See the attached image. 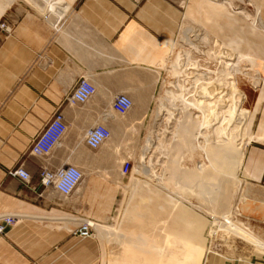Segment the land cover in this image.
I'll use <instances>...</instances> for the list:
<instances>
[{
    "label": "crops",
    "instance_id": "obj_1",
    "mask_svg": "<svg viewBox=\"0 0 264 264\" xmlns=\"http://www.w3.org/2000/svg\"><path fill=\"white\" fill-rule=\"evenodd\" d=\"M0 1V23H5L0 28V222L5 215L15 219L0 234V264H119L116 256L130 252L132 219L126 214L119 217L117 226L107 224L116 223L115 206L123 201L119 199L121 193L125 197L126 185L117 182L125 175L117 168L115 156H104L103 166H98L100 161L87 151L85 130L103 122L106 112L110 119L115 117L112 100L119 93L130 95L137 110H150L164 72L170 71L168 57L182 26L189 21L208 24V0ZM251 1L261 9L264 22V0ZM244 26L248 49L242 52L264 68V35L259 28L238 21L235 29L242 31ZM80 79L91 80L97 93L83 105H72L68 98ZM241 105H236L237 118L245 124L249 118ZM57 111L65 115L66 135L49 156L34 155L33 142ZM249 111L246 135L252 144L245 148L238 172L245 196L240 221L264 241V87L254 111ZM114 121L107 122L112 131ZM64 164L84 171L82 182L68 197L43 185L39 176L42 166ZM20 165L30 172L29 182L12 175ZM100 176H108V183L100 184ZM158 196L164 199L161 193ZM164 202L173 208L174 221L169 225L158 216L156 223L146 221L140 228L141 240L155 235L156 246L161 245L177 220V227L203 240L196 230L201 224L182 227L185 208L180 200L173 204L165 198ZM85 219H93L88 220L94 224L92 237L75 233ZM96 225L120 230L107 236ZM165 225L169 230L164 231Z\"/></svg>",
    "mask_w": 264,
    "mask_h": 264
},
{
    "label": "rangeland",
    "instance_id": "obj_2",
    "mask_svg": "<svg viewBox=\"0 0 264 264\" xmlns=\"http://www.w3.org/2000/svg\"><path fill=\"white\" fill-rule=\"evenodd\" d=\"M2 2L0 1V6ZM9 2L11 1H7V4ZM260 13L261 9H256L251 0H208V24L186 22L178 33L167 64L168 69L171 71L170 61L177 60V58L181 59V54L184 56L193 54V57L197 60L186 64L193 69L191 75L194 76V79H191L192 81H189V84L198 81L200 85L198 92H201V95H187L182 89L166 83L171 77L170 71L166 69L157 94L151 98L150 110L141 112L137 110L138 106L134 103L133 108L127 114L117 115L114 113L115 117L113 116L111 120H115L113 123L116 128H113L111 139L98 149L88 147L87 151L100 161L98 162L99 167L103 166L101 159L104 156L108 158L115 156L116 166L120 171L125 159H130L132 162L129 173L123 177L124 179L117 182L118 186L121 184L126 185H123L125 197L121 193L119 199H123V201L121 203L118 201L115 206L113 217H116V223L107 224L114 227L119 217L126 214L128 218L132 219L133 231L129 232V235L136 239L128 245V251L130 252L116 256L119 264L132 262L133 264H182V260L188 259L187 255L180 256L187 244L185 239L174 240L173 243L163 241L161 245L156 246L155 235L144 237V241L140 239L143 236L139 235L140 228L147 225L145 224L146 221L156 223L155 216L167 220L166 222L169 225L174 221L173 208L164 201L167 197L170 202H174L177 189L182 191L191 189L192 195L206 196L208 201L211 200V197L216 200L218 190L222 186L216 178H225L227 174L234 171L238 159V145L241 144V141L245 142L243 144L244 152L245 148L252 144V141H250L251 136L246 135L250 124L249 110L254 111L258 93L264 87L262 83L264 68H262L263 65L257 64L255 58L242 52V50L248 49L246 38L249 33L245 26L242 31L241 29L237 31L235 27L238 21L239 24L259 28L264 35V22ZM233 18L236 21H234L235 19L232 21ZM231 25L234 29L229 31ZM228 40L233 44L237 45L239 43L240 45L238 48L232 46L228 43ZM191 42L194 44L192 45ZM215 55L217 57H212ZM212 59L217 62L215 64L210 63ZM186 62L185 60L184 63ZM206 63H208V66L203 67V64ZM220 71L222 74L219 73ZM228 74L235 75L239 80L238 83L235 85L229 83ZM207 82L209 83L207 84ZM207 85L209 96L202 93L207 90ZM243 87L246 90L245 100L242 95L245 92ZM163 99L178 103L186 109L189 108L191 112L184 114L185 112L179 111L180 113H176L175 116L171 117L166 114L168 113L167 110H164V117L156 119L155 110ZM238 103L242 104L241 107H246L243 115L249 118L248 123L241 124L238 122L237 116H240L237 114L236 109ZM196 105L203 109H198ZM219 112H221L223 119L226 116L232 131L235 129V134L231 133L232 136L226 134L227 131L222 127L221 118H217ZM215 113L216 115H214ZM109 115L112 116L110 113L107 114L108 117ZM199 115L206 116L205 119L207 120L208 118H214V120L212 122L210 120L211 123L209 122L206 126V124L203 125L204 121L201 120L200 122ZM256 117L257 113L255 119H257ZM218 121H221V123ZM254 123L251 130L254 128ZM248 136L250 137L247 138ZM148 137L154 141H152V146L147 149L146 141ZM199 167L201 168L199 169ZM238 179L243 183L239 175ZM215 181L217 186L221 184L220 187L215 185ZM98 182L100 184L108 183V176H100ZM217 182H220V184ZM227 182L229 181L227 180L224 184H227ZM229 184L231 183L229 182ZM212 187H215V189ZM159 193H163L164 199L158 196ZM229 195L227 203L223 202L222 199H217L216 202H219L222 209L233 206L231 217L233 224L239 229L253 232L252 229L240 221L242 215L240 204L245 200L243 191H239L237 194L231 190ZM177 198L180 200L181 206L185 208L181 219L182 227H198L201 224L196 230L199 235L203 236V240H197L189 232L187 233L200 249V258L194 257V260L191 259L188 264H197L198 260H201L199 264H206L212 255L215 257H213L211 264H218L219 261L223 263V260L228 264L239 262L241 264H264L263 248H251L249 254L246 256L241 255L240 252L235 250V246H232L233 244L228 241H220L218 235L212 231L218 230L219 226L203 209H199L200 204L196 199L194 203H190L183 196ZM151 216H153L152 219ZM128 218L127 220H130ZM177 222L171 225L173 230L170 228L171 230L165 233L166 237L174 234V228L178 225ZM156 226L155 224L154 228ZM167 230L169 228L165 225L164 231ZM231 232L235 233L237 231L231 228ZM98 235L100 236L99 232ZM100 238L102 239L101 236ZM102 240L104 242L105 239ZM178 247L183 251L179 250ZM161 248L162 250H160ZM198 248H194L193 252L198 251ZM185 261L187 262V260Z\"/></svg>",
    "mask_w": 264,
    "mask_h": 264
},
{
    "label": "bare ground",
    "instance_id": "obj_3",
    "mask_svg": "<svg viewBox=\"0 0 264 264\" xmlns=\"http://www.w3.org/2000/svg\"><path fill=\"white\" fill-rule=\"evenodd\" d=\"M197 34V33H196ZM195 34V35H196ZM187 38V37H186ZM185 39V37H184ZM191 40V39H190ZM193 40V39H192ZM188 41V40H187ZM185 42H186V39H185ZM188 43V42H187ZM190 43V42H189ZM192 44V42H191ZM194 44V43H193ZM192 44V45H193ZM191 54V53H190ZM219 55V54H218ZM212 57H217L216 55L215 56H212ZM180 58V57H179ZM187 61L186 63H184V61ZM197 60V58H194L193 57V54L192 55H182L181 54V59H178L177 60H173V61H170V65H171V71H170V80L169 81H166V83L168 84H171L177 88H180L182 89L187 95H190V96H196L198 94L201 95V92H198L200 88H198L200 85H199V82H194L192 84H189V81H192L191 79H194V76L192 77L191 73L193 72V69L191 66L189 65H186V64H190L192 61H195ZM215 60H211L210 63L212 64H215ZM220 62V61H219ZM226 63V62H225ZM208 66V63L206 64H203V67H207ZM218 67V65H216ZM212 67V66H211ZM200 68V67H199ZM237 68V67H236ZM239 68V67H238ZM241 70V69H240ZM220 74H222V72L220 71L219 72ZM236 73V72H235ZM242 73V72H241ZM224 74V73H223ZM195 75V74H194ZM209 78V77H208ZM199 79V78H198ZM205 79V78H204ZM194 81V80H193ZM204 81V80H203ZM227 81V80H226ZM239 80H237V77L235 75H231V74H228V82L229 83H233L234 85L236 83H238ZM209 82H207L208 84ZM217 83V82H216ZM205 85V84H204ZM211 85V84H210ZM217 86V85H216ZM205 89V88H204ZM214 89V87H213ZM215 90V89H214ZM213 90V91H214ZM205 96L208 95V85H207V90L205 92H202ZM214 93V92H213ZM212 95V94H210ZM217 95V94H216ZM214 97H216L215 95H213ZM232 96V95H231ZM222 99V98H221ZM169 100V99H168ZM217 101V100H216ZM198 107V109H203L202 107L199 108V105H196ZM205 108V107H204ZM196 109V108H195ZM164 110H167L168 113L166 114H169L171 117L175 116L176 113H184V114H188L190 111L189 108H185V107H182L181 105H179L178 103H175V102H169V101H166L165 99L162 100V102L159 104V106L157 107V109L155 110V117L156 119L158 118H162L164 117L165 115V112ZM180 111V112H179ZM199 111V110H198ZM107 113H104L102 118L103 119H106V118H109L107 116ZM217 113V112H216ZM216 113L214 115H216ZM194 114V113H193ZM118 115V114H117ZM110 116V115H109ZM217 118H221V121H222V124H223V128L227 131L226 134L230 136H232V134H235V129L232 131L230 125H229V121L226 119V116L225 118L223 119V117L221 116V112H219L217 114ZM193 117V116H192ZM206 116H200L199 115V119H200V122L201 120L204 121L203 122V125L206 124V126H208V123L211 122L214 120V118H208L205 119ZM109 120H111L109 118ZM182 120V119H181ZM186 120V119H185ZM221 121H218L221 123ZM210 122V123H211ZM217 124V123H216ZM218 128L220 129V127L218 126ZM156 131V130H155ZM151 132V131H150ZM149 132V133H150ZM219 133V132H218ZM232 133V134H231ZM112 135H113V131H112ZM185 135V134H184ZM112 137V136H111ZM188 137V136H186ZM198 138V137H197ZM231 138V137H230ZM111 139V138H110ZM196 140V139H195ZM205 140V139H204ZM238 140V139H237ZM152 141H154L152 138L149 139L148 137V140L146 141V146H147V149L150 148L152 146ZM186 142V141H185ZM207 142V141H206ZM245 142L241 141V144L238 145V151H237V154H238V159H237V164H236V168L234 169V171H232L230 174H227V176L224 178V177H221V179H217L218 181L221 182L222 186L220 187V182L218 184H220L219 186L216 185V181H215V185L217 187H220L221 189L218 190V193H217V197L214 200L213 197H211V200L208 201L206 196H195V195H192V191L191 189H187V190H178L177 189V195L175 197V200H174V203H176L178 200H177V197L178 196H183L185 198V200L187 199L188 202L190 203H194L195 199L197 202H199L200 204V207L199 209H203L205 211V213H207L209 216H211L214 220V222L219 226L218 227V230L214 231L212 230L213 232H215L217 235H218V238L220 239V241H228L230 244H233L232 246H235V250L239 251L241 253V255H247L251 252V248H264V241L255 237L254 235H252V233H250L249 231H245L244 229H239L235 224H233L232 220H231V217H232V207L233 206H228L227 209L225 208H221V205L219 204V202H216L220 199L223 200V202H226L227 203V200H229L228 198L230 197L229 195V192L231 190H233L234 193H237L239 191H242L243 190V183H241L238 179V171H239V168H240V165L242 163V160H243V156H244V148H243V144ZM202 145V144H201ZM204 145V144H203ZM205 147V146H204ZM202 147V148H204ZM145 148V147H144ZM208 148V147H207ZM206 151L208 149H205ZM205 152V151H204ZM236 154V153H235ZM193 155V154H192ZM198 155V154H197ZM193 158V157H192ZM194 159V158H193ZM194 162V161H193ZM212 165V163H211ZM209 166V165H208ZM219 167V166H218ZM201 167H199L200 169ZM207 168V167H206ZM203 169V168H202ZM204 171V169H203ZM229 172V171H228ZM227 172V173H228ZM221 174V172L219 173V175ZM226 175V174H225ZM220 177V176H219ZM218 177V178H219ZM204 178V176H203ZM224 178V179H223ZM228 180L231 184H229V182H227V184H224V182ZM213 189H215V187H212ZM200 189V188H199ZM158 191V190H157ZM212 191V190H211ZM210 191V193H211ZM165 192V191H164ZM213 192V191H212ZM163 195V193H162ZM164 196H167V195H164ZM171 196V195H170ZM219 196V198H218ZM154 197V196H153ZM167 198V197H166ZM172 199V197H170ZM182 198V197H181ZM168 199V198H167ZM170 199V200H171ZM218 199V200H217ZM173 203V201H171ZM178 203V202H177ZM171 206V205H170ZM199 210V211H201ZM202 212V211H201ZM122 221V220H120ZM92 223V222H91ZM121 224L122 222L119 223V226L121 227ZM92 225H94L92 223ZM100 230L102 231H105V232H114L116 234L119 233V230H120V227H116V228H113V230L111 229H108V228H105V227H102V226H99V225H96ZM233 228L234 230H236L237 232L235 233H232L231 232V228ZM173 230V229H172ZM186 229L184 228H179L176 226V228H174V234L171 235V236H167L165 237L164 239V242L167 243V242H170V243H173L174 240H179V239H185L186 241V246L184 249V251L182 249H180V247H178L179 250L183 251L181 252L180 256L182 255H187L188 256V259H184L182 260V264H188V262H190V260H194L193 258L194 257H199V253H200V249L198 248V245L195 243V241L192 239V237H190L189 235H187V231H185ZM107 236H109V234ZM105 234V233H104ZM103 234V235H104ZM113 234V233H112ZM121 234V233H120ZM123 235V234H122ZM106 236V235H105ZM111 236V234H110ZM116 237V236H115ZM114 237V238H115ZM126 237V236H125ZM124 238V237H123ZM127 238V237H126ZM125 239V238H124ZM136 238H133L132 240L134 241ZM107 240V239H106ZM109 240V239H108ZM117 240V239H115ZM188 240V241H187ZM114 241V240H113ZM118 241V240H117ZM125 242V241H124ZM127 242V240H126ZM233 242V243H232ZM111 243V242H110ZM116 243V242H115ZM120 243V241H119ZM169 243V244H170ZM185 243V242H184ZM189 243V245H188ZM107 244V243H106ZM122 244V243H121ZM125 244V243H124ZM165 245V244H164ZM164 245H163V248H164ZM162 247V246H161ZM122 248V247H121ZM194 248H198V251L196 252H193V249ZM234 248V247H233ZM162 250V248L160 249ZM122 251V250H121ZM189 253V254H188ZM200 258V257H199ZM179 259V257H178ZM187 260V262L185 261ZM201 260H198V262H196L197 264H199ZM177 263H178V260H177Z\"/></svg>",
    "mask_w": 264,
    "mask_h": 264
},
{
    "label": "built area",
    "instance_id": "obj_4",
    "mask_svg": "<svg viewBox=\"0 0 264 264\" xmlns=\"http://www.w3.org/2000/svg\"><path fill=\"white\" fill-rule=\"evenodd\" d=\"M138 3L142 0H136ZM0 28H5V23H0ZM97 93L96 85L89 79H80L73 92L68 98V102L72 105H83L87 103ZM134 106L132 97L126 93H119L112 100V109L118 115L127 114ZM109 118L103 122L88 127L85 130L84 140L90 149H98L106 143L112 136V129L107 122ZM68 131V124L62 111H57L49 123L44 127L40 134L36 137L31 146V153L38 156H49L56 146L60 143ZM132 167L130 159H125L122 164L121 172L126 175ZM13 176L21 178L25 182L31 179L30 172L23 167L18 166L12 171ZM40 181L45 186H53L62 196H70L82 182L84 171L75 164H64L56 168L42 166L40 173ZM15 219L12 215H5L0 222V234H5L9 225H13ZM94 226L88 220H83L79 227L75 230L77 235L82 237L94 236Z\"/></svg>",
    "mask_w": 264,
    "mask_h": 264
}]
</instances>
